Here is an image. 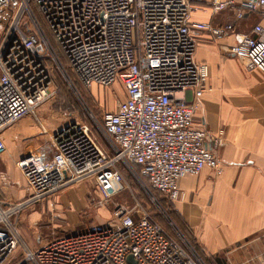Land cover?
Returning <instances> with one entry per match:
<instances>
[{"label":"built area","instance_id":"2783aa9c","mask_svg":"<svg viewBox=\"0 0 264 264\" xmlns=\"http://www.w3.org/2000/svg\"><path fill=\"white\" fill-rule=\"evenodd\" d=\"M19 1L0 39V134L54 94L46 56L64 69L32 6L78 82L86 89L118 83L123 98L97 127L108 148L77 121L18 163L29 196L14 206L2 203L11 207L0 208V264H204L180 232L170 234L138 202L117 206L97 230L53 239L25 250L20 259L14 256L19 236L9 218L88 178L103 200L128 188V173L145 191L173 203L183 198L181 179L205 169L219 177L223 169L215 151L221 135L210 143L208 132L194 125V99L211 91L208 66L195 62L194 34L208 31L220 39L233 26L192 23L196 7L189 0ZM11 3L0 0V11ZM210 8L213 13L235 8L236 20L258 13L251 34L241 36L232 53L264 75V0H212ZM0 186H11L6 173L0 172Z\"/></svg>","mask_w":264,"mask_h":264},{"label":"crops","instance_id":"0c3cea01","mask_svg":"<svg viewBox=\"0 0 264 264\" xmlns=\"http://www.w3.org/2000/svg\"><path fill=\"white\" fill-rule=\"evenodd\" d=\"M189 1L196 7L192 23L233 26V31L220 39L208 31L194 34L195 62L208 66L211 89L194 99L198 103L194 125L208 132L210 143L221 135L222 145L215 154L223 172L216 177L205 169L198 176L181 179L183 198L173 208L203 252L206 264H264V75L248 69L232 53L241 36L251 34L259 15L247 13L236 20L237 5L213 13L212 0ZM31 125L25 119L0 134V160L3 158L7 169H12V164L18 168L21 160L49 142L16 139L31 135ZM13 174L21 184L13 196L21 202L29 196L26 183L21 173L19 179Z\"/></svg>","mask_w":264,"mask_h":264},{"label":"rangeland","instance_id":"374dc122","mask_svg":"<svg viewBox=\"0 0 264 264\" xmlns=\"http://www.w3.org/2000/svg\"><path fill=\"white\" fill-rule=\"evenodd\" d=\"M18 4H20L19 0H12L10 5L1 9L0 39L6 26L16 15ZM32 10L44 34L55 46L60 60L69 68L66 58L57 48L42 16L37 12L35 6H32ZM25 19L28 20V16ZM46 57L48 58L46 63L51 72L54 94L34 110L33 114L14 123L15 125L22 120L29 119L32 124L30 126L31 135L23 134L16 139H50L49 142H44L41 145L44 148L50 146L52 134H55L64 125L78 121L88 125L98 141L108 148L97 127L98 124H101L102 116L113 111L116 102L123 98L121 85L118 83L110 87L93 85L90 89L83 88V90L76 85L75 90L68 84L69 77L75 76L70 68V72L68 70L66 72L63 67L64 69L61 72L56 64L49 59L48 55ZM80 89L83 92L82 96L79 93ZM38 130L39 134H33L36 131L38 132ZM2 159L0 160V172L7 174L11 186L7 188L0 186V195L2 197H0V201L13 206L24 203L27 201V197L23 201L18 202L13 196V193L21 186L20 181H15V174H13L16 172L17 178H21L19 169L14 164L10 165L12 169H7L3 165ZM124 177L129 189L127 188L109 199L103 200L97 192L94 182L88 178L38 203L29 204L20 212L12 215L9 221L15 227L19 236L14 256L20 259L25 250L33 251L38 246L53 239L97 230L110 222L113 211L117 206L122 205L131 208L135 205V202L147 209L172 234L178 231L190 242L189 238L191 237L173 208V205L178 201L169 203L160 194H153L152 192L150 194L145 191L128 173H124ZM25 189L28 193L27 188ZM26 191H22L24 195ZM152 197L156 202L152 200ZM10 207L0 203L2 211H6Z\"/></svg>","mask_w":264,"mask_h":264},{"label":"trees","instance_id":"16d2710c","mask_svg":"<svg viewBox=\"0 0 264 264\" xmlns=\"http://www.w3.org/2000/svg\"><path fill=\"white\" fill-rule=\"evenodd\" d=\"M50 42V41H49ZM50 45H51V47H52V49L54 50V52H55V54H56V56L58 57V59L60 60V57H59V55L57 54V52H56V49H55V46L54 45H52V43L50 42ZM60 62H61V64H62V66L66 69L65 71L67 72V70L69 71V68L66 66V64L65 63H63L61 60H60ZM70 72V71H69ZM70 74H72V73H70ZM68 75V74H67ZM74 77V78H73ZM73 77H69V80H70V82L72 83V85H73V87L75 88V90H76V85L77 86H79L82 90H83V86L78 82V80L76 79V77L75 76H73ZM51 79H52V77H51ZM79 85H78V84ZM79 90V93L81 94V96H82V94H83V92H82V90ZM80 96V95H79ZM88 126V125H87ZM91 130V129H90ZM92 132V131H91ZM93 133V132H92ZM94 135V134H93ZM95 136V135H94ZM98 140V139H97ZM99 144L100 145H102L100 142H99ZM103 146V145H102ZM104 147V146H103ZM106 148V147H105ZM124 172V171H123ZM144 183L146 184V181L144 180ZM152 193L153 194H155V193H157V192H154V191H152ZM158 194V193H157ZM170 210V209H169ZM168 210V211H169ZM154 219L156 220V218H155V216H154ZM157 221V220H156ZM157 222H159V221H157ZM160 223V222H159ZM161 224V226L162 227H164L170 234H172L167 228H166V226L161 222L160 223ZM185 237V236H184ZM187 239V238H186ZM190 239V244H192L191 246L193 247V249L195 250V252L199 255V257L202 259V261H203V263L204 264H206L205 263V256L203 255V252L201 251V249H200V247L198 246V244H196V242H194V240L192 239V238H189Z\"/></svg>","mask_w":264,"mask_h":264},{"label":"bare ground","instance_id":"6f19581e","mask_svg":"<svg viewBox=\"0 0 264 264\" xmlns=\"http://www.w3.org/2000/svg\"><path fill=\"white\" fill-rule=\"evenodd\" d=\"M22 8H23V7H22ZM21 12H22V9L20 10L19 15H20ZM19 15H18V16H19Z\"/></svg>","mask_w":264,"mask_h":264}]
</instances>
